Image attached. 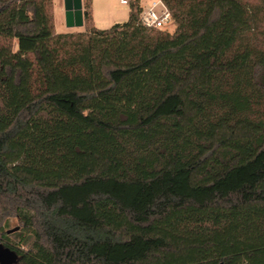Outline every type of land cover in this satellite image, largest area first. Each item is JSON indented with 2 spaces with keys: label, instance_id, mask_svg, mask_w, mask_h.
Listing matches in <instances>:
<instances>
[{
  "label": "trees",
  "instance_id": "1",
  "mask_svg": "<svg viewBox=\"0 0 264 264\" xmlns=\"http://www.w3.org/2000/svg\"><path fill=\"white\" fill-rule=\"evenodd\" d=\"M161 1L0 0V264H264V0Z\"/></svg>",
  "mask_w": 264,
  "mask_h": 264
},
{
  "label": "rangeland",
  "instance_id": "2",
  "mask_svg": "<svg viewBox=\"0 0 264 264\" xmlns=\"http://www.w3.org/2000/svg\"><path fill=\"white\" fill-rule=\"evenodd\" d=\"M153 1L157 0H140V4L148 8ZM62 0H53V15L55 30L58 33H70V32H81L82 28H69L66 25L65 12L60 11L62 6ZM93 8V22L94 25L100 29L105 30L111 28L116 23L126 22L129 17L130 5H125L120 0H92ZM176 25L174 22L169 23L165 28L168 32L172 33L175 31ZM20 228V224L12 222L11 228ZM14 236H11L13 239Z\"/></svg>",
  "mask_w": 264,
  "mask_h": 264
},
{
  "label": "built area",
  "instance_id": "3",
  "mask_svg": "<svg viewBox=\"0 0 264 264\" xmlns=\"http://www.w3.org/2000/svg\"><path fill=\"white\" fill-rule=\"evenodd\" d=\"M120 2L129 5L130 0H120ZM171 22L170 13L161 0L153 1L148 8H143L141 23L144 26L163 29Z\"/></svg>",
  "mask_w": 264,
  "mask_h": 264
},
{
  "label": "water",
  "instance_id": "4",
  "mask_svg": "<svg viewBox=\"0 0 264 264\" xmlns=\"http://www.w3.org/2000/svg\"><path fill=\"white\" fill-rule=\"evenodd\" d=\"M66 25L69 28H82L84 26L82 0H63ZM17 230H9L8 234Z\"/></svg>",
  "mask_w": 264,
  "mask_h": 264
},
{
  "label": "crops",
  "instance_id": "5",
  "mask_svg": "<svg viewBox=\"0 0 264 264\" xmlns=\"http://www.w3.org/2000/svg\"><path fill=\"white\" fill-rule=\"evenodd\" d=\"M63 1V0H62ZM60 11H62L64 13V4H62Z\"/></svg>",
  "mask_w": 264,
  "mask_h": 264
}]
</instances>
